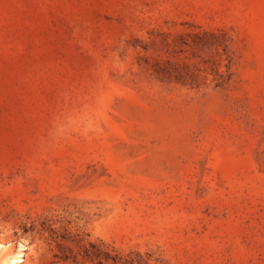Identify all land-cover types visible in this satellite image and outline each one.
Returning a JSON list of instances; mask_svg holds the SVG:
<instances>
[{"label":"rangeland","instance_id":"rangeland-1","mask_svg":"<svg viewBox=\"0 0 264 264\" xmlns=\"http://www.w3.org/2000/svg\"><path fill=\"white\" fill-rule=\"evenodd\" d=\"M0 226L29 264H264V0H0Z\"/></svg>","mask_w":264,"mask_h":264},{"label":"clouds","instance_id":"clouds-1","mask_svg":"<svg viewBox=\"0 0 264 264\" xmlns=\"http://www.w3.org/2000/svg\"><path fill=\"white\" fill-rule=\"evenodd\" d=\"M10 227L0 226V264H29L24 257V249L18 248L13 251V243L8 239L11 236ZM31 255H36L33 250H29Z\"/></svg>","mask_w":264,"mask_h":264}]
</instances>
